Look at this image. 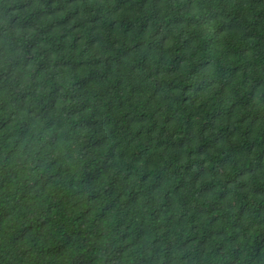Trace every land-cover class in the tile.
<instances>
[{
  "label": "trees",
  "instance_id": "16d2710c",
  "mask_svg": "<svg viewBox=\"0 0 264 264\" xmlns=\"http://www.w3.org/2000/svg\"><path fill=\"white\" fill-rule=\"evenodd\" d=\"M0 264H264V0H0Z\"/></svg>",
  "mask_w": 264,
  "mask_h": 264
}]
</instances>
